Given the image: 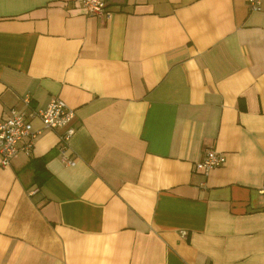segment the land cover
Wrapping results in <instances>:
<instances>
[{"label":"crops","instance_id":"0c3cea01","mask_svg":"<svg viewBox=\"0 0 264 264\" xmlns=\"http://www.w3.org/2000/svg\"><path fill=\"white\" fill-rule=\"evenodd\" d=\"M104 1L0 0V118L73 110L72 164L32 119L0 166V264H264V0Z\"/></svg>","mask_w":264,"mask_h":264},{"label":"built area","instance_id":"2783aa9c","mask_svg":"<svg viewBox=\"0 0 264 264\" xmlns=\"http://www.w3.org/2000/svg\"><path fill=\"white\" fill-rule=\"evenodd\" d=\"M263 0H246L251 10H258ZM84 12L94 15L99 19L109 18L111 11L107 8L104 0H74ZM19 101L27 110L10 107L0 118V166H7L10 160L20 150L28 154L35 137L41 129H61L59 137L60 160L65 164L72 161L64 155L67 146V138L73 133V127L69 124L73 117V110L57 97L50 98L44 107L32 108L29 105V96H21ZM37 119L41 129H33L31 120ZM23 140L22 143L20 141ZM224 161L220 152L206 149L201 159L193 163V170L198 173L207 174L217 165ZM258 193L264 196V176Z\"/></svg>","mask_w":264,"mask_h":264},{"label":"trees","instance_id":"16d2710c","mask_svg":"<svg viewBox=\"0 0 264 264\" xmlns=\"http://www.w3.org/2000/svg\"><path fill=\"white\" fill-rule=\"evenodd\" d=\"M37 161H39V162H40V161H41V158H39Z\"/></svg>","mask_w":264,"mask_h":264}]
</instances>
